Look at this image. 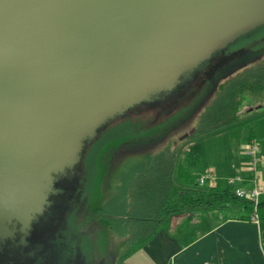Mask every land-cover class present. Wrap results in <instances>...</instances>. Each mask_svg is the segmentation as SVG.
I'll list each match as a JSON object with an SVG mask.
<instances>
[{"label": "rangeland", "instance_id": "374dc122", "mask_svg": "<svg viewBox=\"0 0 264 264\" xmlns=\"http://www.w3.org/2000/svg\"><path fill=\"white\" fill-rule=\"evenodd\" d=\"M24 1L28 0L1 1L0 8L9 10L5 14L11 17L1 21L18 26L56 23L60 27H71L73 31L77 29L76 27L83 30L80 33L79 29L76 31L71 41L74 44L69 45L71 47L76 45L71 48L72 50H64L57 59H50L54 68L50 76H44L38 67L26 69L19 76L11 74L12 95L11 92L9 94L11 100L8 99L9 97H6V101L0 99L2 102L0 103V236L7 233L9 228L15 227L12 223L13 219L26 224L30 216L38 211L45 193L43 179L47 176L48 170L57 166L65 157V148L73 140L76 130L87 119L85 116L77 118L52 149L38 158L34 157L31 153V143L28 142V137L34 128L33 121L43 119L47 114V106H58V103H55V99L48 100L45 90L30 94L28 85L33 78L32 75L41 78L42 82L48 80V86H58L55 87L57 90L75 83L84 94V103H79L78 107L81 105V110L85 109L88 103L90 105L99 99L102 93L117 90L119 87L117 79H133L141 73L137 69V55L139 56L137 50L143 46L145 40H149L150 36L164 34L175 26V15L172 12L188 9L197 11L203 3L202 1L200 5H196L197 0H188L186 4L181 5L176 3L177 0H65L64 3L57 4L50 0L46 5L47 0H33V6L30 7L28 3L24 4ZM262 2L264 3V0ZM59 7L62 9L53 18L48 8L59 10ZM254 35L249 40H239L228 48L229 51H234L242 48L243 44L250 45L251 50L246 56L248 60H244V64L264 54V30L258 28ZM11 49L9 55L0 54V68L9 69L10 65L22 62L23 56L18 45L14 43V48ZM31 59L26 64L31 65ZM227 60L224 57L216 60L213 66L214 79L224 77L226 70L221 66L222 64L224 66ZM235 64H238L235 65L238 68L228 67L226 74L233 69L234 74L243 69L242 61H237ZM210 65L207 69L209 72L212 71ZM55 93L54 91L51 95L54 96ZM38 95L46 103L38 105L31 103L35 98L38 99ZM259 104L256 100L246 102L240 121L200 137H185L197 125V118L191 116L184 121V124L170 131L162 142L157 143L150 138L144 143H135L118 149H114V146L124 144L126 137L130 136L131 141L136 138L131 136L129 125L115 121L111 124V131L105 132L87 152L86 170L85 165L82 168L85 171L81 189L83 191L84 187V195H89L90 198L102 191L113 192L120 172L126 171L130 163L143 160L147 153L167 143L176 148V164H181L194 175L200 176L205 173V167L217 166L239 156L242 144L248 141L250 124L245 121L252 117L255 110L264 109V106L261 107L262 104ZM154 116V111H145L137 117V120L146 122ZM35 128L37 133L42 130ZM108 149V153L111 151V161L106 169L105 163L99 162V155L103 156ZM78 168V173L74 174L80 179L82 173L79 165L75 169ZM92 168L95 170L92 171ZM71 176H64L61 181L67 180L69 184ZM127 176L130 177L129 174ZM67 189L69 194L76 192L73 184ZM231 207L195 210L189 213L190 220H202L203 225L206 226L216 224L224 218L238 214L229 210ZM122 212L123 208H118L115 213L112 210L113 215H121ZM88 216L83 213L78 218L75 214L73 216L71 213H66L60 219L55 216L48 222L37 219L32 223V234L36 241L46 245L49 251L52 247L56 250L48 264L129 263V253L125 251L130 246V238L136 234L135 226H141L143 220H130L128 230L124 229L123 233L118 232L117 236H111L108 229L100 227L99 219L93 224L88 223L86 219ZM111 217L108 215L103 219L111 222L114 220Z\"/></svg>", "mask_w": 264, "mask_h": 264}, {"label": "trees", "instance_id": "16d2710c", "mask_svg": "<svg viewBox=\"0 0 264 264\" xmlns=\"http://www.w3.org/2000/svg\"><path fill=\"white\" fill-rule=\"evenodd\" d=\"M258 28L264 30V24L217 50L195 69L184 74L172 89L156 93L146 100L133 104L100 126L96 136L84 143L82 155L77 164L82 173L80 179L73 175L68 184L67 180L61 181L64 172L55 174L56 193L53 196L56 197L47 203L40 214H37L36 221L42 219L48 222L55 216L60 219L66 213H71L73 216L75 214L79 218L84 213L89 215L86 218L88 223L93 224L96 219H99L101 228L108 229L111 236H117L118 232L123 233L124 229H129L130 220H143L141 226H135L136 234L129 240L130 246L125 251L127 254L151 240L172 216L182 213L213 208L224 209V207L237 205L240 212L229 218L251 221V216L256 213L258 222L263 221L264 197L260 199L254 210L251 201L234 195L223 177H216L213 183L206 182L199 186V176L194 175L187 167L176 164V148L170 143L147 153L143 160L130 163L126 171L120 172L113 192L102 191L90 198L89 195H84V187L83 191L81 189L84 180L82 177L86 170L85 163H87L85 156L94 142L105 132L111 131V124L115 121L129 125L131 136L136 138L131 141L130 136L126 137L124 144L114 146V149H118L135 143H144L150 138L157 143L162 142L170 131L184 124V121L191 116L197 118V125L185 137L196 138L240 121L246 102L256 100L263 107L264 54L244 64L243 61L248 60L246 56L251 50L250 45L243 44L242 48L234 51L228 49L239 40H249L255 36L254 32ZM221 57L228 59L224 66L223 64L221 66L226 71L222 79H214L213 66ZM237 61H242L243 69L235 74L233 69L234 71L226 74L228 67L234 68L238 65L235 64ZM211 62L213 65H210ZM209 65L212 68L211 72L207 70ZM145 111H154L155 116L146 122L137 120V117ZM108 151L109 149L103 156L99 155V162L105 163L106 169L111 161V151L110 153ZM83 166L85 170L82 169ZM92 169V171L95 170V168ZM67 170L70 172L69 168ZM72 183L78 185V188H74L78 191L69 194L67 187L70 188ZM118 208H123L122 214L113 215L112 210L115 213ZM108 215H111V219L114 220L108 222L103 219ZM225 219L227 218L223 220ZM2 243L7 246L13 244L12 237L1 239L0 244ZM6 253L15 254L13 249ZM15 257L17 259L19 256L15 254ZM9 260L0 256V264H8Z\"/></svg>", "mask_w": 264, "mask_h": 264}, {"label": "water", "instance_id": "95a60500", "mask_svg": "<svg viewBox=\"0 0 264 264\" xmlns=\"http://www.w3.org/2000/svg\"><path fill=\"white\" fill-rule=\"evenodd\" d=\"M49 1L47 0L46 5ZM53 1L57 4L65 2V0ZM177 1L176 3L180 5L188 2V0ZM202 1L201 8L199 6L197 11L188 9L172 12L175 15V26L164 34L150 36L149 40H145L143 46L137 50L139 53L137 69L141 73L133 79H117L119 86L117 90L102 93L99 99L90 105L88 103L85 109L81 110V105L78 107L79 103H84V94L75 83L57 90L55 87L58 86H48V80L42 82L41 78L32 75L33 78L28 85L30 94L45 90L47 99H55V103H58V106H47V114L43 119L33 121L34 128L28 137V142L31 143V153L34 157L38 158L52 149L56 141L66 134L68 127L77 118L87 117L83 125L76 130L71 143L65 148V157L57 166L50 168L43 179L44 199L35 213L42 211L49 193L53 190L55 174L63 172L71 165L78 164L84 143L96 136L100 126L133 104L146 100L156 93L172 89L184 74L195 69L217 50L264 24L262 0H197L196 5H200ZM32 2L34 1L28 0L24 1V4L28 3L31 7ZM48 9L55 18V14L62 7H59V10ZM6 11L9 10L0 8V54L9 55L16 43L23 60L21 63L10 65L9 69L0 68V99L2 100L9 97L10 92L12 95L11 74L19 76L26 69L38 67L44 76H50L54 72L50 59H57L64 50H72L76 45L73 47L69 45L74 44L71 41L76 31L79 29L80 33L83 30L76 27L77 29L74 28L75 31H73L71 27H60L56 23L33 26L12 25L1 21L11 19L5 14ZM30 59L31 65L26 64ZM54 91L56 93L53 96L51 94ZM8 99L11 100V97ZM0 103H2L1 100ZM31 103L38 105L46 102L38 95V99L35 98ZM35 127L42 130L37 133ZM35 213L30 217H33Z\"/></svg>", "mask_w": 264, "mask_h": 264}, {"label": "crops", "instance_id": "0c3cea01", "mask_svg": "<svg viewBox=\"0 0 264 264\" xmlns=\"http://www.w3.org/2000/svg\"><path fill=\"white\" fill-rule=\"evenodd\" d=\"M245 122L250 124L248 141H257L264 153V109L255 110ZM245 143L239 156L205 167L204 172L225 179L239 175L241 185L251 187L253 172L249 158L242 153ZM229 210L240 212L237 205ZM190 216H172L151 240L128 254V264H264V220L256 223L227 218L204 226L202 220H190Z\"/></svg>", "mask_w": 264, "mask_h": 264}, {"label": "flooded vegetation", "instance_id": "af4514ba", "mask_svg": "<svg viewBox=\"0 0 264 264\" xmlns=\"http://www.w3.org/2000/svg\"><path fill=\"white\" fill-rule=\"evenodd\" d=\"M78 165H71L70 172L67 169L63 170V176H71L75 175L74 173H78L79 169H75ZM76 170V171H75ZM73 184V183H72ZM78 185L73 184L74 188H77ZM78 191V190H77ZM76 191V192H77ZM54 193H56V190H51L49 193L46 203L43 205V209L47 205L48 202L51 201L52 198H55L56 196H53ZM79 194V192H78ZM51 195V196H50ZM40 212L35 213L33 217H30L28 222L24 224L22 221L13 219L12 223L15 225L14 228L8 229L7 233H4L1 237V239H5L6 237H12L13 244L4 245L3 243L0 244V256L9 258L10 262L8 264H48L53 257V247L52 250L49 251L47 249V246L44 245L42 242L36 241V239L33 237L34 234H32V223L36 222L35 217L37 214H40ZM13 249L14 253L18 255L19 257L16 259L15 254L6 253V251H9ZM56 252V250H55ZM56 255V254H54ZM21 258V259H19Z\"/></svg>", "mask_w": 264, "mask_h": 264}, {"label": "built area", "instance_id": "2783aa9c", "mask_svg": "<svg viewBox=\"0 0 264 264\" xmlns=\"http://www.w3.org/2000/svg\"><path fill=\"white\" fill-rule=\"evenodd\" d=\"M242 153L249 158L248 165L253 172V185L249 188L242 186V178L239 175L227 177L226 183L232 186V191L236 197L251 201L255 210L260 199L264 197V153L261 152L260 145L255 140L246 142ZM215 179L216 176L207 171L199 176L198 185L202 186L206 182L213 183ZM251 221L259 223L256 213L251 216Z\"/></svg>", "mask_w": 264, "mask_h": 264}]
</instances>
